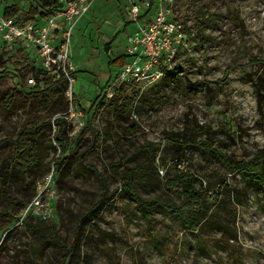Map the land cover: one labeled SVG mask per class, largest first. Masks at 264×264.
<instances>
[{"label":"rangeland","instance_id":"374dc122","mask_svg":"<svg viewBox=\"0 0 264 264\" xmlns=\"http://www.w3.org/2000/svg\"><path fill=\"white\" fill-rule=\"evenodd\" d=\"M52 2L0 0V14L29 18L30 9L45 11ZM128 4L95 0L92 12L76 24L74 82L44 112L21 108L20 93L32 91L37 80L43 88L42 79L53 75L42 71L36 79L32 71L41 69L32 53L0 41V141L17 135L22 125L50 123L38 139L46 164L55 157L48 146L59 130L54 120L64 119L58 148L66 162L56 169L52 221L60 244H73L76 221L100 202L71 264H264V187L248 185L208 150L254 165L264 159V0H175L172 17L186 34L176 70L151 86L123 87L112 100L102 99L133 29L125 20ZM9 96L12 110L5 107ZM87 125L102 135L94 149ZM9 151L1 148L0 163ZM124 168L135 172L131 179L141 198L181 207L194 228L165 210H154L148 225L121 183ZM31 179L38 182L40 171ZM6 182L12 195L21 185L20 177ZM6 194L0 213L8 206L17 221L1 238L0 264H59L57 249L33 253L37 237L19 223L21 209ZM34 195L31 187L28 195L13 198L23 207ZM7 221L0 216V227Z\"/></svg>","mask_w":264,"mask_h":264},{"label":"built area","instance_id":"2783aa9c","mask_svg":"<svg viewBox=\"0 0 264 264\" xmlns=\"http://www.w3.org/2000/svg\"><path fill=\"white\" fill-rule=\"evenodd\" d=\"M95 0H53L32 18L0 14V41L31 52L46 75H63L71 85L75 73L71 62V40L76 24L86 18ZM175 0H129L125 20L133 25L126 37V47L118 72L102 87V99L112 100L123 87H148L160 81L174 68L186 44L183 25L172 17ZM29 83L34 85L33 79ZM69 87V86H68ZM55 157L48 172L36 183L34 197L18 215L19 223L56 219Z\"/></svg>","mask_w":264,"mask_h":264},{"label":"trees","instance_id":"16d2710c","mask_svg":"<svg viewBox=\"0 0 264 264\" xmlns=\"http://www.w3.org/2000/svg\"><path fill=\"white\" fill-rule=\"evenodd\" d=\"M49 3L50 2L43 3L42 6L45 7ZM28 14L29 17L32 18L35 14H37V8L30 9ZM119 61L120 60L117 59L113 63H118ZM32 72L36 79L40 76H43L42 71L33 70ZM42 81L44 82L43 88L38 87L40 81L37 80V84L35 85L32 91L28 93L21 91L20 93L23 101L25 102V105L21 108H28L29 113L44 112L48 108L50 109L53 102L59 96H62L67 92L69 86L67 78L63 75H59V77L51 76L42 79ZM27 103H29L30 105H27ZM13 105V96H9L5 101V107L7 108V110H12L14 109ZM125 107H128V105H125ZM129 107L131 106L129 105ZM54 124L59 127L58 132L54 134V143H56V145L59 147L64 143L62 133L66 123L64 119L58 118L54 120ZM50 125V123L35 127H28L26 125H22L17 135L9 136L3 141H0V150L2 147H9L10 149L9 153L5 155L2 162L0 163V197L3 198V196H5V193H7L6 197L8 198H6V200L12 201V207H16L19 210L22 208V205L17 202L16 198L13 197H16L19 194L28 195L29 191L31 190V187H33L34 193L37 182L35 183V180L31 179V176L35 173V171H40V177L42 178L48 172L50 161L53 160L50 159L48 163L45 164L47 153L44 156L45 158H42L37 151L38 139L43 134L45 128L49 127ZM87 129L91 130L92 142L94 143L92 149H94V147H96L102 139V135L99 134L95 129H93L89 125H87ZM128 132L132 134L135 133L131 130H128ZM48 146L50 150H56V147L52 143H50ZM208 150L214 155L215 158L220 160L225 165L226 169L229 172L242 173L243 180L248 185L255 184L264 187V159L262 157H258L256 161L257 163L256 165H254L252 163H246L242 160H229L226 157L222 156L215 149ZM54 161L57 169H61L64 163L66 162L64 152H60L59 157ZM111 167L118 170L122 168L118 164H112ZM134 174V171L124 168L122 172L123 176L121 178V183L124 189L126 190L127 194L130 196L131 200L135 202L139 210L142 212L145 221L148 225H150L154 219V210H165L167 212L175 214L187 226L188 229L194 228L192 220L184 214L181 207L176 206L175 204L169 201L162 202L159 199H153L149 201L141 198L136 193L133 186L131 177L134 176ZM8 176L14 177L15 179H19L20 177L21 185L19 187L16 186V191H14V195H12L11 192V184L6 182ZM187 192H189V190H187ZM99 205L100 202L94 204L84 215H81L76 221L74 241L70 247H66L59 243V227L55 223L41 222L39 220H35L34 224L26 222V227L31 232V235L37 237V243L33 247V253L42 254L44 250L47 249V247H52L54 250L57 249L61 252L62 260L59 264H71V261L74 256L75 247L81 242L83 237L88 235V224L92 220L93 215H97ZM9 211L10 208L7 206L3 209V212L0 213V216H6L9 219V221L6 222V225L4 227H0V249L4 241H2L1 238L3 236V233L6 231V228L10 226L11 222L17 221V219H12L10 214L8 215Z\"/></svg>","mask_w":264,"mask_h":264}]
</instances>
